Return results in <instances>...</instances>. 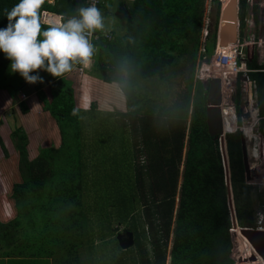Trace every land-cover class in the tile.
I'll use <instances>...</instances> for the list:
<instances>
[{
	"label": "trees",
	"instance_id": "16d2710c",
	"mask_svg": "<svg viewBox=\"0 0 264 264\" xmlns=\"http://www.w3.org/2000/svg\"><path fill=\"white\" fill-rule=\"evenodd\" d=\"M87 1L45 0L40 10L42 30L55 26L42 21V13L59 15L62 22V18L76 15L79 7H87ZM18 3L0 0V28L7 25V12ZM113 3L99 0L96 5L105 27L90 38L95 51L89 74L118 84L125 98V112H105L93 109L94 105L86 111L80 109L67 78L69 73L54 78L41 70L44 82L29 84L18 73H11V62L0 53L9 63L3 88L27 87L35 92L43 110L56 121L60 135L57 147L40 148L34 158L27 159L23 128L8 121L18 179L8 193L15 213L7 221L0 220V240L5 244L20 237L37 242L40 235L33 257H47L51 246L58 251L65 244L87 241L93 250L100 243L88 238L85 241L88 230L84 220L91 222L94 213L115 222V226L106 225V232L99 233V225L95 226L97 237L107 238L110 248L119 249L107 252L109 264H124L125 255L131 264H166L167 260L169 264H231L233 221L218 138L209 134L205 121L207 87L201 82L194 85L189 79L182 101L168 107L158 105V110L143 114L134 92L140 79L162 80L167 68L175 66L176 58L184 53L190 54L194 65L204 0H117L123 10V30L107 22L114 13ZM210 4L205 37L209 53L215 42L219 2L212 0ZM245 4V0H238L240 25ZM251 77L257 83V112L264 116V73ZM73 109L78 110L75 116ZM19 111L25 113L27 108L20 103ZM9 116L12 122L17 121L13 113ZM130 126L132 136H139L140 141L129 138ZM262 128L260 121L259 131L264 137ZM224 139L234 221L237 227H253L251 194L256 193L244 183L240 134L226 133ZM0 147L6 154L1 138ZM139 205L143 209L138 215ZM120 224L125 225L124 231L135 234L134 248L124 249L118 244ZM144 224L147 233L142 228L141 235L138 226ZM170 233L173 237L168 252ZM79 250L74 251V258L68 253L69 262L82 263ZM88 259V264L97 263L94 251L89 252Z\"/></svg>",
	"mask_w": 264,
	"mask_h": 264
},
{
	"label": "rangeland",
	"instance_id": "374dc122",
	"mask_svg": "<svg viewBox=\"0 0 264 264\" xmlns=\"http://www.w3.org/2000/svg\"><path fill=\"white\" fill-rule=\"evenodd\" d=\"M116 1L117 0L113 1L114 3H113L112 8H111V10H113L114 13L111 16H109L110 18H107V22L113 23L117 29L123 30L122 29L123 27L120 25L123 10L120 8V6H118ZM226 1L227 0H223V2H225V3H226ZM87 6H88V1H87ZM42 21H44L45 23L50 24V25L56 24V20H53V17L50 13H42ZM203 53H205V55L208 56L206 50ZM176 59H177L176 65L167 68L166 73H165V77H163L162 80L151 78V79H140L137 81L136 85L134 86V92H135L136 96L140 99L138 106L141 107L140 111L142 114L146 110H158L157 109L158 105H159V107H168V106H171L174 103H178L184 99V97L187 94V91L189 89V86L187 84L189 82V79L191 80V83H193L192 82L193 64L191 63L190 54H187V53L182 54L180 57H177ZM92 60H91V64H92ZM91 64H90V66H91ZM90 66H88V67H90ZM88 67H85L79 63V65L76 66L75 68H73L72 72L67 75V78L69 80H71V82H72V88L74 89L76 105L78 104L77 103V97H79V94L81 91V90L79 91V88H78L79 82H80L81 78L83 79L84 82L86 81L85 77L87 76V74H86L87 72H85V68H88ZM8 70H9L8 60H6L4 57H1V59H0V87H5V83L3 82V80H5L7 78L5 73H8ZM11 73L13 74L14 72H11ZM37 74L42 77L41 71H38ZM11 81H12V79H11ZM85 85H87L86 82H85ZM198 87L199 86H197V88ZM11 88L10 87L5 88V91L8 93L9 100H11V103L14 106L17 105V109H13L11 107L10 110L6 109L3 112V114L0 113V121H2L3 125H4V128L0 130V135H1V137H3L4 142L6 143V146H4V147H5L6 152H7V157H4L2 159H3V161H5V165L7 162L9 163L8 166L2 167L1 162H0V184L3 180L2 174L7 175V178H8V181H6L7 183H9V181L11 183L12 181L17 180L16 171H15V168H16L15 162L11 163V165H10V160H16V151L13 147V143H12L10 136H9L8 141L5 140V136L10 131V128L9 129L7 128L10 126V125H8V121H10L9 124H12V123L17 124V122H18L19 123L18 125L22 126L23 131L25 133L26 141H27L26 145H27V148L30 149L31 153H34L35 151H37L38 147H43V146H47L49 144L54 143L53 142L54 141L53 134L51 135L52 128H54V130H55V132H53V133H56L55 134L56 137H59V132L57 130L58 128H56L57 123L49 114H41L39 111H36L37 114L33 113V116H32L31 114L24 115L23 113H21L19 111V105L20 104H17V102L15 101L17 98L16 91H18V90H16L13 87H11ZM43 88L46 89V86L43 85ZM197 88H196V90H197ZM194 89H195V86H192V91H191L192 94H194V91H195ZM87 91H88V89H87ZM100 94H101V91H99L96 95H100ZM88 95H89V97L92 96L90 94H88ZM20 97H22V94H20ZM98 100L100 103H102V104L104 103L103 100H101V99H98ZM237 100H238V98H236L235 105L237 104ZM123 102H125L124 97H123ZM86 103L87 104L85 106L88 107L89 101H87ZM112 103L113 102H110L109 104L104 105L103 109L106 108L105 111L112 112V113L116 112L117 110H112L113 109V105H111ZM190 103L192 104V100ZM235 107L237 109V106H235ZM98 108H101V107H98ZM11 109L13 110V112H11ZM86 110H88V109H86ZM122 110H123L122 112H125L127 109L124 108ZM12 113L16 116L17 121H15V122H12L11 120H9V118H7V116L11 115ZM21 116L23 117L22 118L23 120L21 119L22 121L19 120V117H21ZM189 116H190V114H189ZM50 117L52 118L53 121L50 119ZM119 123L120 122H117L116 124L118 125ZM187 126H188V123H187ZM130 129H131V126L127 132L129 135V138L131 140L136 139L137 141H140L139 136H132ZM57 133H58V135H57ZM186 139H187V137H185V140ZM247 145L251 147L252 146V140H247V142L245 143L246 151H247ZM247 162H248V167L250 170H252L253 168H259V171H261V177L260 178L254 176L248 182L244 181V183L248 184L250 186V188H253V190L256 193L255 195L251 194V199H252L251 201H253V214L255 216V221H256V213L259 210L263 209L262 205L264 204V172H263L264 171V161L262 160L261 162H258L257 165H256L257 161H252L251 159H248ZM227 174H228V179H229L228 167H227ZM243 176H244V170H243ZM249 176H252V175H249ZM3 186L4 185H2V187ZM6 196L7 195L2 196L0 194V220L1 221L9 220L14 214V212L12 210L7 208V202H6L7 197ZM176 203H177V200H176ZM104 207H105V210L108 209L107 206H104ZM141 208L142 207L139 205V209H138L139 212H137L138 215L141 212ZM29 215H32V214H28V217H29ZM81 219H79V220H81ZM88 219L84 220V224L87 226V230H88V233L87 234L85 233V236H84L85 241H87L86 238L90 239L91 241L93 239H95V242H99L100 244L99 245L96 244V246L93 247V250L91 248H89L88 241L86 244H83V243L74 244V245L72 243L67 244V245L65 244L64 248L58 249V257L63 259V261L60 262L61 264H76V263H71L68 261V253H69L70 258L71 257L74 258V256L76 255V253L74 251L76 249H80L82 252V258H81L82 263L81 264H88V261H89L88 255H89V252H91V251H94L95 256L97 257V263L95 262V264H109V254L107 252L112 253L111 252L112 250L119 251V249L117 247L113 248V249L110 248V246L107 244V240H106L107 238L104 239L100 236L102 238V240H101L99 237H97L98 232L95 230V228H96L95 226L98 224L99 225L98 230L100 231L99 233L104 232V231L106 232V225L111 223V226L112 225L115 226L114 225L115 222H113V221L110 222L109 217H108V219H106L103 214L102 215H96L93 213L92 221L90 222ZM84 224H82V227L85 228ZM71 225L73 226V223ZM75 226H77V224ZM92 227L94 229H91ZM118 227H119V231L123 232L125 225L120 224ZM142 228L147 233V226L144 224V227H141V225H140V226H138V231L141 233V235H142ZM148 236H149V231H148ZM40 237H41L40 235H38L36 237V241H37L36 243H38L40 241L39 240ZM172 237H173L172 233H170L169 240H168V252L171 248ZM110 239H113V238H110ZM3 244L4 243L1 242V240H0V246ZM133 246H134V244L131 246V248ZM106 247H107V249H106ZM80 250H79V253H80ZM133 254H136V252H134ZM135 256L137 257V254ZM89 257H93V255H90ZM167 259H168V257H167ZM124 264H131V262L128 260L127 255H125V257H124ZM166 264H169L168 260H167Z\"/></svg>",
	"mask_w": 264,
	"mask_h": 264
},
{
	"label": "clouds",
	"instance_id": "9594fccd",
	"mask_svg": "<svg viewBox=\"0 0 264 264\" xmlns=\"http://www.w3.org/2000/svg\"><path fill=\"white\" fill-rule=\"evenodd\" d=\"M44 3L45 0H19L7 12V25L0 28V53L11 62V72L18 73L29 84L44 82L43 77L33 75L34 72L42 70L58 78L71 73L77 62L90 66L95 48L89 37L105 27L100 9L91 4L79 7L76 15L62 18V22L59 17L57 25L42 30L40 10ZM201 38H204L203 32ZM194 67L195 64L192 79ZM235 113L239 118L237 109ZM77 114L78 110L73 109L72 115ZM232 132L235 131L228 133Z\"/></svg>",
	"mask_w": 264,
	"mask_h": 264
},
{
	"label": "crops",
	"instance_id": "0c3cea01",
	"mask_svg": "<svg viewBox=\"0 0 264 264\" xmlns=\"http://www.w3.org/2000/svg\"><path fill=\"white\" fill-rule=\"evenodd\" d=\"M211 1L212 0H204V10L202 12V18H201L202 24H201L200 33H199L198 47H197V50L195 52V63L194 64H196L197 57L200 54L201 48L203 47L206 50V40H205V38H201V32L204 29V27H206V29L208 28L207 27L208 26L207 23H208V19H209L208 10H209V7L211 6V4H209V3H211ZM217 1L219 2L218 22H217V26H218L220 23V20H219L220 13H221L222 9L225 7L228 0L226 1V3L223 2V0H217ZM245 2H246V4H245L244 15L242 17V25H240V20H239L238 15H237L238 0H236L237 6H236V15L234 18V26H235V38H234V40L238 37H240V38L243 37L245 35V32L248 30L246 28V23H245L246 18L251 17L252 19H254L255 23L256 22L258 23V15H259L260 19H263L264 8L261 5H259L257 7V2H259V0H253L252 4H248V2H250V0H245ZM50 14L52 15L53 18L57 17V19H59L58 15L52 14V13H50ZM204 20H206L207 23H205ZM57 24L58 23H56L54 25H57ZM205 24H206V26H205ZM256 34H257V32H256ZM229 43H231V42H229ZM229 43H226V44H229ZM215 44L220 46V44L218 42L217 29H216V35H215V42H214V45L212 47V50H213ZM212 50H211V52H212ZM210 53L207 52V54H210ZM245 67L247 70H253V71H250L247 75H248L249 79H251L255 83L254 106L257 107V104H256L257 83L251 77V75L256 74V73H264L262 71V70H264V58L260 57L258 54L256 55V53L254 51V53L252 55H250L246 58ZM89 71H90V67L85 68V72H87L86 73L87 76L85 77V80H86L85 82L87 83V85H85V82L83 81L82 78L79 82L78 88H79V91L80 90L81 91H80L79 97H77V103L78 104L76 106L80 109L86 110V109H92L91 105H94L95 107L93 109H100L102 111H105L106 108L103 109V106L106 104H109L110 102H113L111 104V105H113L112 110H117V111L122 112L123 111L122 109H124V108L126 109L125 102H123L124 95L121 92V90L119 89L118 84L103 82V81L93 77L92 75H90ZM87 89H88V91H87ZM99 91H101V94L96 95ZM87 93L92 95V96L89 97V95ZM16 94H17V98L15 101L17 102V104L22 103L27 108V112L23 113L24 115L31 114L33 116V113L37 114L36 111H39L41 114H49L48 111L43 110L40 102L37 99L35 92H29L27 87L21 88L20 90L18 89V91H16ZM20 94H23L24 97L23 98L20 97ZM74 98H75V94H74ZM238 98L240 99V101L244 102V98L239 97V96H238ZM98 99L103 100L104 103L103 104L100 103ZM87 101H89L88 107L85 106L87 104L86 103ZM240 101L237 100V104H236L237 109H238V105L241 104ZM75 104H76V100H75ZM11 107L13 109H17V105L14 106L11 103V100H9L8 93L5 91V89L3 87H0V113L3 114V112L6 109H10ZM98 107H101V108H98ZM105 112H108V111H105ZM252 114H254V112H252ZM252 114H251V116H253ZM22 118H23L22 116L19 117V120L22 121L23 120ZM50 119L52 120L51 117H50ZM223 121H226V118L224 116H222V118H221L222 131H223V133H226V131H224ZM249 127H250V124L249 125H245V124L243 125L242 132L244 133V136H246V137L251 135L250 129H248ZM3 128H4L3 122L0 121V130ZM7 128L9 129V127H7ZM51 131H52L51 135L53 134V138H54L53 142L54 143L49 144V145L57 147L59 145L60 135H59V137H56V135H55L56 133H53V132H55L54 128H52ZM57 135H58V133H57ZM9 136H10V131L5 136L6 141L9 140ZM0 138H1L3 146H6V143L4 142V139H3V137H1V135H0ZM49 145H47V146H49ZM47 146H43V147H47ZM43 147H38L37 151H35L34 153H31L30 149L27 148V145H26L27 159L34 158L39 153V149L43 148ZM248 151H249V158H251V154H252L253 157L255 158V160L258 162V160L260 159V155H259V152L257 151V149L255 147L253 150L248 148ZM4 157H7V152H6V154H3V151L0 147V162H1L2 167H6L9 165L8 162L5 165V161H3V159H2ZM252 161H254V160H252ZM13 162H15V166H16V160H10V165ZM257 162H256V165H257ZM15 171H16V168H15ZM16 176H17V172H16ZM2 178H3V180L0 184V194L2 196L7 195L6 197L9 199L8 200L6 198L7 208L12 210L15 213V208L12 205V200L9 198L8 193H9V189H10L11 184L13 182H15L16 180L12 181L11 183L9 181V183H7L6 181H8V178H7L6 174H2ZM17 179H18V177H17ZM2 185H4V186L2 187ZM262 207H263V205H262ZM255 224L256 223L254 222L253 227H248V228L255 229L254 228ZM237 228H239V227H237ZM19 238L20 237H18V239L16 241H10V243H5V244L0 246V264H58L59 261L60 262L63 261V259L58 257V251L54 250L53 246H51L52 252H50V254L47 257L45 255H39V254L36 257H33L32 251L36 250L39 243L28 241V240L26 241L25 239L22 240ZM232 248H231V251H232ZM231 251H230V253H231ZM258 259L262 264V260L260 259V257H258ZM231 264H234L232 259H231Z\"/></svg>",
	"mask_w": 264,
	"mask_h": 264
},
{
	"label": "built area",
	"instance_id": "2783aa9c",
	"mask_svg": "<svg viewBox=\"0 0 264 264\" xmlns=\"http://www.w3.org/2000/svg\"><path fill=\"white\" fill-rule=\"evenodd\" d=\"M98 1L99 0H88L89 5L95 4V6L97 5ZM252 1L253 0H250L248 4H252ZM259 5L263 6L264 8V0H259V2H257V7ZM204 21L207 23L206 20ZM245 23L248 30L245 32L243 37H238L229 44L220 46L215 44L212 52L208 54V56L203 53L205 49L203 47L201 48L194 67L193 84L195 85L199 82L217 80L220 91V101L218 107L221 118L223 116L222 114H224L223 110L227 109L228 112H232L231 125L234 129L230 130L229 132L239 131V133L244 137L245 142H247V140H252V146L250 149L253 150L254 147L257 149L260 155L258 162H261L262 160L264 161V137L259 131V124L260 121H262L263 130L264 116H259L257 107L254 106L255 83L249 79L247 75L253 70L246 69L245 60L248 56L252 55L254 51L256 55L258 54L260 57L264 58V15L263 19H260L258 15V23H255L254 19L251 17L246 18ZM202 32L205 38V35L207 34L206 27H204ZM91 37H94V35L92 34ZM262 71L264 72V70ZM23 96L24 95L22 94V97ZM238 96L244 98V102L240 101ZM236 98H238V101L241 102L244 111L248 112L247 118H238L236 116ZM252 112H254V114H252ZM251 114L253 116H251ZM246 123H249L250 125L252 123L253 126L251 135L247 137L244 136V133L242 132L243 125ZM226 133H223L222 131V134L220 135L221 141H223V146L225 141L224 135ZM221 141L220 137H218L219 148L222 154ZM252 160L256 161L254 157ZM228 205L229 209L231 208L233 212H231V215L234 218L232 199L230 200V203L228 202ZM262 208L263 209L256 213V224L254 228L258 230H264V204ZM234 224L236 225L235 221Z\"/></svg>",
	"mask_w": 264,
	"mask_h": 264
},
{
	"label": "water",
	"instance_id": "95a60500",
	"mask_svg": "<svg viewBox=\"0 0 264 264\" xmlns=\"http://www.w3.org/2000/svg\"><path fill=\"white\" fill-rule=\"evenodd\" d=\"M236 0H228L225 7L222 9L219 20L220 23L217 26L218 42L220 45H224L229 42H233L235 38V26L234 18L236 15ZM203 87H207L206 99H205V121L207 124V130L210 135L215 138L220 137L222 134V122L219 111L220 91L217 80H209L203 84ZM247 110V109H246ZM237 115L239 117L247 118L248 112L244 111L242 104L238 105ZM240 134V133H239ZM240 148L241 159L244 170V181L248 182L254 176L260 178L259 168L248 167L249 151H246L245 140L240 136ZM221 149L223 156V165L225 169V183L228 188V202L231 200V192L227 174V158L225 155V141H221ZM252 175V176H249ZM230 211L232 212L231 208ZM233 213V212H232ZM233 227L230 229L232 251L230 257L234 264H261L258 257L264 264V230H258L253 228L239 227L234 224V218L232 217ZM118 244L122 248L131 247L134 244V234L130 230L119 232L116 235ZM258 256V257H257Z\"/></svg>",
	"mask_w": 264,
	"mask_h": 264
},
{
	"label": "bare ground",
	"instance_id": "6f19581e",
	"mask_svg": "<svg viewBox=\"0 0 264 264\" xmlns=\"http://www.w3.org/2000/svg\"><path fill=\"white\" fill-rule=\"evenodd\" d=\"M223 112L224 114L222 115L226 118V121H223L224 131L229 132L230 130L234 129L231 125L232 112L231 113L228 112L227 109L223 110ZM245 125H249V123H246ZM250 128H251L250 132L252 133V129H253L252 123L248 129ZM248 148H250V146H248Z\"/></svg>",
	"mask_w": 264,
	"mask_h": 264
}]
</instances>
